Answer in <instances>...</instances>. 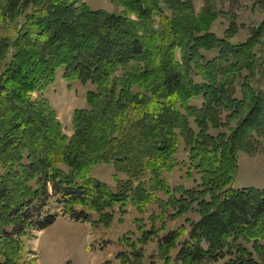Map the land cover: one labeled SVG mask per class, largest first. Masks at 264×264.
<instances>
[{
    "label": "trees",
    "instance_id": "1",
    "mask_svg": "<svg viewBox=\"0 0 264 264\" xmlns=\"http://www.w3.org/2000/svg\"><path fill=\"white\" fill-rule=\"evenodd\" d=\"M112 2L121 13L84 0L0 3V264H34L25 240L56 217L110 228L112 211L119 225L129 208L148 223L135 219L136 231L119 238L118 264H142L149 243L162 264H264V188L234 189L238 153L264 130V93L253 88L264 20L233 44L234 27L219 41L214 15L195 16L189 1ZM212 51L222 69L201 55ZM59 72L68 85L94 87L73 113L71 137L44 98ZM239 75L234 97L228 85ZM220 109L229 111L224 124ZM181 146L186 179L199 176L191 188L164 177ZM99 165H112L113 189L91 176Z\"/></svg>",
    "mask_w": 264,
    "mask_h": 264
},
{
    "label": "rangeland",
    "instance_id": "2",
    "mask_svg": "<svg viewBox=\"0 0 264 264\" xmlns=\"http://www.w3.org/2000/svg\"><path fill=\"white\" fill-rule=\"evenodd\" d=\"M4 0H0L2 3ZM191 2L195 16L205 11H210L215 20L211 24V32L222 41L232 27L235 28V35L231 40L233 44H242L251 37V31L258 28L264 20L263 9L255 3L254 0H186ZM92 11H102L105 13H121L122 6L115 5L112 0H84ZM163 2V0H162ZM118 6V7H117ZM259 56H261V47H259ZM206 63L217 60L219 69L225 64L219 60L218 51L201 52ZM177 57L181 58V51H177ZM263 57V56H261ZM264 59V57H263ZM222 66V67H221ZM246 75V74H242ZM200 77H197L199 80ZM253 82V81H252ZM242 84L241 76L236 78L235 84L230 86L228 93L234 97H241L240 86ZM253 88L256 93H264V64L256 73ZM91 85H81L79 83L66 84L62 79V72L58 73L55 86L49 88L44 93V98L49 102L50 107L56 112V117L61 124L62 130L66 136H72V116L76 110L86 109V93L93 91ZM36 98V95H33ZM193 106L200 107L203 102L201 99L193 101ZM219 119L222 124L230 117L229 111L220 109ZM236 121L231 122L225 130H222L223 136L228 137L236 128ZM214 137L218 136L217 131H211ZM251 148L246 152L238 153V171L234 177V189L237 191L255 189L263 190L264 188V130L262 137L257 136L249 141ZM177 167L171 174H165L164 177L172 187L183 185L187 188L194 186L193 181L198 180L197 175L193 176V181L186 179V154L183 152V146L180 147L179 154L176 157ZM114 170L112 165H99L92 169L91 176L98 181L107 184L112 189L114 181L112 176ZM123 179L122 176H119ZM52 189L49 188V194ZM54 203L53 201H51ZM56 205V202L55 204ZM150 212H156L151 206ZM55 210V211H53ZM53 214L59 212L57 206L52 207ZM113 222L110 228L101 225L92 227L89 223L76 222L66 217H56L53 222L41 231L33 232L34 236L25 240L28 257L34 264H118L115 257L122 248L118 240L128 233L135 232V219H142L148 223L146 216H140L132 208H129L128 214L123 217V223L118 225L117 219L119 214L113 210ZM95 219L94 216H92ZM189 218L197 220V216L190 215ZM183 223L180 220L173 223L176 227ZM137 236V235H136ZM264 247V241L262 242ZM253 253L250 246L246 247ZM144 260L142 264H162L157 252V243H149L143 246ZM176 252L172 253L174 258ZM131 264V263H129ZM221 264V263H218Z\"/></svg>",
    "mask_w": 264,
    "mask_h": 264
}]
</instances>
